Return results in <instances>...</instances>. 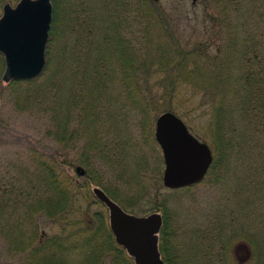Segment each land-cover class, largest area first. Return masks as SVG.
I'll list each match as a JSON object with an SVG mask.
<instances>
[{
  "label": "trees",
  "instance_id": "trees-1",
  "mask_svg": "<svg viewBox=\"0 0 264 264\" xmlns=\"http://www.w3.org/2000/svg\"><path fill=\"white\" fill-rule=\"evenodd\" d=\"M13 1L0 0V17ZM200 1L212 25L209 40L182 42L157 0H52L43 72L5 82L0 53V99L43 126L24 148L0 153V240L9 257L65 264L60 255L77 219L75 197L83 190L95 196L91 183L128 211L122 192L132 194V204L154 198L166 264H238L239 242L264 264V0ZM186 106L206 110L208 135L185 122L208 139L214 160L202 182L160 198L164 165L149 151L157 144L153 127L164 111L183 119ZM107 174L116 189L104 184ZM147 180L157 187L146 194ZM210 194L213 211L203 218L197 210ZM99 217L103 245L98 252L94 243L91 256L84 243L87 260L113 254V264H136ZM40 219L58 226V236L41 230Z\"/></svg>",
  "mask_w": 264,
  "mask_h": 264
},
{
  "label": "water",
  "instance_id": "water-1",
  "mask_svg": "<svg viewBox=\"0 0 264 264\" xmlns=\"http://www.w3.org/2000/svg\"><path fill=\"white\" fill-rule=\"evenodd\" d=\"M52 18V0H20L15 6H4L0 17V53L6 62L3 80L32 79L43 72ZM155 127L165 163L164 185L177 189L200 183L214 160L209 143L195 136L173 111L160 114ZM94 193L109 209L117 243L134 257L135 263L165 264L159 250L161 213L135 216L102 189L95 188Z\"/></svg>",
  "mask_w": 264,
  "mask_h": 264
},
{
  "label": "rangeland",
  "instance_id": "rangeland-1",
  "mask_svg": "<svg viewBox=\"0 0 264 264\" xmlns=\"http://www.w3.org/2000/svg\"><path fill=\"white\" fill-rule=\"evenodd\" d=\"M20 0H16L13 2H7L10 3L11 5L15 6ZM159 7L167 14V18L169 19L170 23L172 24L174 31L176 34L179 36L178 38L185 43V41H205L209 40L213 35L211 31V22L209 20V16H207V9L205 6L202 4L200 0H157ZM5 3L2 6L1 10V16L3 14V8L7 4ZM211 13L215 14L213 11ZM5 81V80H4ZM6 82V81H5ZM165 112V111H164ZM182 112L185 114L183 117L184 121H189L192 124V127L194 131L197 132H203L206 135H208V126L206 124L204 116L206 115V110L204 108H191V107H185L182 108ZM163 113V112H162ZM160 113V114H162ZM178 114L181 116L183 115L181 112L177 111ZM159 114V113H158ZM159 114V115H160ZM155 115V113H153ZM158 115V116H159ZM157 116V118H158ZM156 118V120H157ZM156 123V122H155ZM155 126L153 127L154 134H155ZM190 129V128H189ZM43 130V126L41 125L40 122H37L35 117H30L28 114L23 113L22 111H15V108L11 102L8 100H3L0 99V153H4L6 151H14V150H20L26 146V143L30 140L35 141L39 137V131L41 132ZM191 131V130H190ZM137 132V131H133ZM192 132V131H191ZM193 133V132H192ZM194 134V133H193ZM195 135V134H194ZM126 136V133L123 132L121 139H124ZM156 137V136H155ZM203 141V140H202ZM206 141L208 143V139L206 138ZM152 144V151H150L151 155H156L157 157L162 156V164L164 165V170H165V163H164V157H163V152L162 149L157 141V144L154 145ZM156 149V151H154ZM128 158L130 156V161L132 163L134 160L137 159V157H134V152L128 151ZM214 155V154H213ZM72 159V158H71ZM130 162V163H131ZM213 163V162H212ZM155 164H161L160 160H155ZM212 165V164H211ZM211 167V166H210ZM164 170H163V176H164ZM209 171V170H208ZM80 172V170H78ZM73 171L71 170V175H73ZM82 173V172H81ZM84 173V172H83ZM208 173V172H207ZM207 176V174H206ZM205 176V177H206ZM74 177V176H72ZM109 175H104V184L108 186L110 189H116V184L117 182L112 179L111 177L108 178ZM204 177V179H205ZM203 179V180H204ZM202 180V181H203ZM80 181H83L86 183V180L80 178ZM201 181V182H202ZM198 184V183H197ZM196 185V184H195ZM87 189H89L90 193L94 192L95 188H100L104 191V189L96 184H89L87 185ZM157 184H155L154 181H146V187H145V192L146 194L148 191H154L156 190ZM190 187V186H189ZM180 189V188H177ZM172 190L167 186L164 185L163 182V189L159 190L158 192H161V197L171 196ZM89 192L83 190V193H80V196L77 195L75 198H79L77 204V210L79 207V210L77 213H73L74 218H77L76 221L74 219L73 221V226L70 228L71 232H69V240L66 242L65 246V251L60 257L64 259L65 264H91L90 261L87 260V249L90 248V252L88 253L91 256H94L95 252V244H96V249L99 252L100 247L103 245L102 243H99L97 241L98 238H101L100 235L101 232L96 231L99 227V223L97 222V218H100V212L103 213L105 217V222H107V227L111 229V222H110V213L108 207L101 202L99 199L97 200V195L89 196ZM95 194V193H94ZM108 195V194H107ZM132 195L130 192H122L119 197L122 199H125L123 201L126 205H130L128 208L131 211L126 210L122 205L123 209L127 211L130 214H133L135 216H140V217H145L148 216L154 212H159L162 215V212L157 211L155 208H152L155 203H154V198L150 200H145V201H134V204H132L133 197L130 196ZM153 195V194H152ZM109 196V195H108ZM110 197V196H109ZM209 199H205L202 201L201 207L198 208V213L203 215V218L209 213V211H213V208H210L212 204L215 202V199L209 195ZM111 198V197H110ZM112 199V198H111ZM217 199V198H216ZM113 200V199H112ZM136 200V198H135ZM176 203L179 206V202H183L180 197H177ZM115 201V200H113ZM160 201V199H158ZM175 201V200H173ZM131 202V203H130ZM183 204V203H182ZM86 206L89 209V212H91L90 215L91 217V223L89 222V225L91 226L92 229L90 231H87V228L89 225H87V219L89 218L86 214ZM156 206V205H155ZM176 206V205H175ZM178 208V207H177ZM176 211H178L176 209ZM84 214V215H83ZM97 214V216L95 215ZM99 214V215H98ZM83 215V217H82ZM85 216V218H84ZM83 218V220H82ZM163 218V216H162ZM194 219H197V216H194ZM78 222V223H77ZM79 224V225H78ZM40 229L47 231L49 235H54L56 234L58 236L59 229L58 226L55 225H50L49 221L40 219ZM76 230L78 232H76ZM72 231L74 233L72 234ZM104 231V230H102ZM112 231V229H111ZM96 232L97 235L94 238H91L93 242H90L87 239L88 234H92ZM113 233V231H112ZM113 236L115 238V235L113 233ZM159 241H160V232L158 234ZM0 240V264H19L18 260L13 259L9 257L7 252L5 251V248L3 247V243ZM87 241V243H86ZM116 241V238H115ZM98 242V243H97ZM87 244V249L84 248L85 244ZM95 243V244H94ZM117 243V241H116ZM93 244V245H92ZM118 244V243H117ZM83 245V246H82ZM90 245V246H89ZM89 246V247H88ZM118 246H120L118 244ZM123 248L127 253L128 251ZM234 259L238 264H256V257L254 256V253L252 249L249 247V244L246 242H239L236 244L234 247ZM129 254V253H128ZM112 255L111 257H106L105 259L102 258L96 262V264H113L112 262ZM130 255V254H129ZM95 259V257H93ZM86 262H85V260ZM263 259H264V254H263Z\"/></svg>",
  "mask_w": 264,
  "mask_h": 264
},
{
  "label": "flooded vegetation",
  "instance_id": "flooded-vegetation-1",
  "mask_svg": "<svg viewBox=\"0 0 264 264\" xmlns=\"http://www.w3.org/2000/svg\"><path fill=\"white\" fill-rule=\"evenodd\" d=\"M149 239H150V237H148L147 241H150ZM163 260H164V259H163ZM165 264H166V262H165Z\"/></svg>",
  "mask_w": 264,
  "mask_h": 264
}]
</instances>
